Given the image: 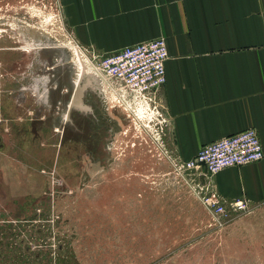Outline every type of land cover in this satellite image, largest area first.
Wrapping results in <instances>:
<instances>
[{"label": "rangeland", "instance_id": "374dc122", "mask_svg": "<svg viewBox=\"0 0 264 264\" xmlns=\"http://www.w3.org/2000/svg\"><path fill=\"white\" fill-rule=\"evenodd\" d=\"M69 17L0 0V264H264V209L213 217L157 104L107 92Z\"/></svg>", "mask_w": 264, "mask_h": 264}, {"label": "crops", "instance_id": "0c3cea01", "mask_svg": "<svg viewBox=\"0 0 264 264\" xmlns=\"http://www.w3.org/2000/svg\"><path fill=\"white\" fill-rule=\"evenodd\" d=\"M68 14L84 45L105 54L165 39L156 100L178 158L250 128L264 152V0H68ZM198 179L222 199L264 209V157Z\"/></svg>", "mask_w": 264, "mask_h": 264}, {"label": "built area", "instance_id": "2783aa9c", "mask_svg": "<svg viewBox=\"0 0 264 264\" xmlns=\"http://www.w3.org/2000/svg\"><path fill=\"white\" fill-rule=\"evenodd\" d=\"M167 58L166 41L159 37L106 54L95 68L114 98L124 102L132 99L142 107L156 108V94L166 82ZM263 157L258 134L250 128L204 144L192 158L175 161V165L181 171H194L198 179L208 178L225 167L260 161ZM196 186L198 198L216 219L250 209L245 199H222L208 183L199 179Z\"/></svg>", "mask_w": 264, "mask_h": 264}]
</instances>
